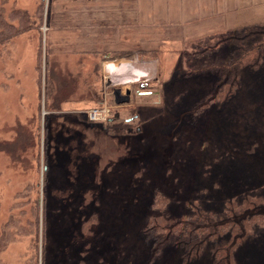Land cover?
<instances>
[{
    "label": "rangeland",
    "instance_id": "obj_1",
    "mask_svg": "<svg viewBox=\"0 0 264 264\" xmlns=\"http://www.w3.org/2000/svg\"><path fill=\"white\" fill-rule=\"evenodd\" d=\"M99 4L0 0V224L27 212L2 261L183 264L145 238L163 208L176 220L232 216L248 236L235 264H264V27L99 48ZM95 110L107 119L91 122Z\"/></svg>",
    "mask_w": 264,
    "mask_h": 264
},
{
    "label": "crops",
    "instance_id": "obj_2",
    "mask_svg": "<svg viewBox=\"0 0 264 264\" xmlns=\"http://www.w3.org/2000/svg\"><path fill=\"white\" fill-rule=\"evenodd\" d=\"M97 1L99 48L187 47L264 25V0Z\"/></svg>",
    "mask_w": 264,
    "mask_h": 264
},
{
    "label": "trees",
    "instance_id": "obj_3",
    "mask_svg": "<svg viewBox=\"0 0 264 264\" xmlns=\"http://www.w3.org/2000/svg\"><path fill=\"white\" fill-rule=\"evenodd\" d=\"M261 26L264 27V25ZM252 35H249V37ZM260 56L262 58L264 54L258 57ZM249 65H251L253 70L260 68V63ZM238 87L239 82L234 84L233 90L236 91ZM22 205H24L23 201L17 202L14 204V208L21 209ZM31 207V219L36 227L37 236L39 201L33 203ZM158 210L149 215L144 231L147 241L153 244L155 256H159V253L166 248H174L181 252L183 264L198 262L205 255H210L212 264H235L234 252L235 248H237V243L240 244L241 240L245 241L248 236L244 235V238L240 240L239 237L243 235L242 229L239 223L232 221V216L217 220L201 214L195 215L190 219L176 220L163 208ZM16 212L11 214L7 222L0 224V264H6L2 261L1 255L6 251L11 241L21 238L22 232L26 230L23 227L25 223L23 222V217L27 218V212L19 213L18 210ZM230 212L232 213V211ZM236 239L240 240V242L237 241L233 244L232 240ZM37 246L38 243L36 241V249ZM35 262H37L36 256L32 257L30 262L27 263L35 264Z\"/></svg>",
    "mask_w": 264,
    "mask_h": 264
},
{
    "label": "built area",
    "instance_id": "obj_4",
    "mask_svg": "<svg viewBox=\"0 0 264 264\" xmlns=\"http://www.w3.org/2000/svg\"><path fill=\"white\" fill-rule=\"evenodd\" d=\"M106 112L105 111H100V110H95L93 112L90 113L89 115V119L91 122H99V121H103L106 120Z\"/></svg>",
    "mask_w": 264,
    "mask_h": 264
},
{
    "label": "water",
    "instance_id": "obj_5",
    "mask_svg": "<svg viewBox=\"0 0 264 264\" xmlns=\"http://www.w3.org/2000/svg\"><path fill=\"white\" fill-rule=\"evenodd\" d=\"M148 86L147 85H143L141 89H145L147 88ZM121 95L120 92H116V96H117V102L120 103L122 101H124L125 99H120L119 96ZM138 133H140V130H138Z\"/></svg>",
    "mask_w": 264,
    "mask_h": 264
},
{
    "label": "flooded vegetation",
    "instance_id": "obj_6",
    "mask_svg": "<svg viewBox=\"0 0 264 264\" xmlns=\"http://www.w3.org/2000/svg\"><path fill=\"white\" fill-rule=\"evenodd\" d=\"M120 96H121V95H120ZM120 96H119L120 99H126V96H123V97H120Z\"/></svg>",
    "mask_w": 264,
    "mask_h": 264
}]
</instances>
